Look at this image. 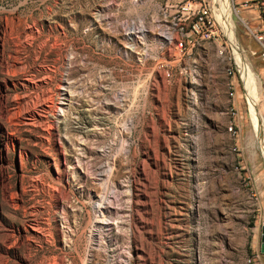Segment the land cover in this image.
I'll list each match as a JSON object with an SVG mask.
<instances>
[{
  "label": "rangeland",
  "instance_id": "1",
  "mask_svg": "<svg viewBox=\"0 0 264 264\" xmlns=\"http://www.w3.org/2000/svg\"><path fill=\"white\" fill-rule=\"evenodd\" d=\"M175 1L0 0V52L37 80L13 89L24 74L0 66V86L42 116L17 130L0 118L17 139L7 152L0 130V264H259L264 178L243 172H264V0L232 1L226 60L213 46L176 55ZM236 53L259 78L257 124ZM106 195L111 225L92 240Z\"/></svg>",
  "mask_w": 264,
  "mask_h": 264
},
{
  "label": "bare ground",
  "instance_id": "2",
  "mask_svg": "<svg viewBox=\"0 0 264 264\" xmlns=\"http://www.w3.org/2000/svg\"><path fill=\"white\" fill-rule=\"evenodd\" d=\"M219 4H221V6L224 8H222L224 10V13H226V18H225V25L226 26L224 27V29L226 30V33L229 34V37L230 39L232 40L233 37H234V27H233V24H232V20H231V17L229 18V11H231V0H218ZM219 12H220V5H219ZM36 25V24H35ZM10 27V26H9ZM132 32H131V39H135V37H137L138 35H140V33H143L145 30L143 27L139 26L138 27H135L133 29H131ZM13 32V31H12ZM12 34V33H11ZM15 34V33H14ZM24 34L26 35V37L28 36V34L30 36H33V32L32 30L28 33V31H25ZM144 34V33H143ZM165 39H167V43L169 44V42H171V35L168 34V33H165ZM36 37V36H35ZM5 38V37H4ZM17 38V37H16ZM32 38V37H31ZM138 38V37H137ZM30 42V38H26L25 40H22V42H19L21 45V48L23 49H26L27 48V45H29L28 43ZM57 43V42H56ZM233 43V42H232ZM45 46V45H43ZM42 48V47H41ZM19 49V48H18ZM236 55H238V59H239V62L241 63V66L240 68L243 69V75L245 77V79H247V90H248V94L250 96V99L252 100V108H253V115H254V118L256 120V124H257V118L255 117V114H256V94L258 92V75L253 72V70L251 69L250 66H248V64L246 65L245 63H243L242 61V57L240 56L239 53H236ZM10 57V56H9ZM21 60V59H20ZM19 63V62H18ZM10 63H7L5 60H4V56H3V51L0 52V66H1V70H6V74L7 76L9 75H15V74H19V73H23L24 74V77L22 78H19L15 81H13V89H15L16 87H21V89L25 92L28 91L29 89V86L30 84H34L36 86L37 84V80L35 81V76L34 75H28L26 74V67H22V64L19 63V66L17 65V62H14L13 65H10L11 68H10ZM24 66V65H23ZM32 71V70H31ZM3 72V71H2ZM47 72V71H46ZM4 73V72H3ZM29 73V72H28ZM34 73V72H33ZM36 73V72H35ZM42 81V80H41ZM36 82V83H35ZM260 85V84H259ZM39 86V85H38ZM61 87V85H60ZM9 90V89H8ZM7 92V86H5V88H2L0 86V118H5L4 120H6V122L8 123V125H10L12 128L14 127L15 128H18L20 125H25L27 127H36V126H41L40 124V121H41V115L39 114V112H37L36 110V106L37 104L35 105L36 108L32 107L29 108V107H26L24 105V102L25 99L24 97L25 96H22V95H17L15 97L12 98V106L10 105L8 107V94L6 93ZM9 92V91H8ZM49 94V93H48ZM50 97V96H49ZM48 98V97H47ZM46 98V99H47ZM45 99V98H44ZM43 99V100H44ZM46 103V100L44 101ZM50 102V101H49ZM37 103V102H36ZM42 104V103H40ZM39 105V103H38ZM28 106V105H27ZM41 106V105H40ZM52 106V105H51ZM36 109V110H35ZM46 113V112H45ZM51 126V125H49ZM258 126V125H257ZM52 127V126H51ZM11 128V129H12ZM10 129V130H11ZM0 130L2 131V133L4 135H6L8 141L6 143V150L8 152V150H10L11 148L14 149L15 148V143L17 142V139L14 138V132L13 133H10L8 131V127H6V130L5 128L0 124ZM17 130V129H15ZM17 132V131H16ZM50 133V132H49ZM41 137V136H40ZM19 139V138H18ZM46 139V138H45ZM42 140V139H41ZM3 157V156H2ZM106 169H104L103 171H101V173L99 174L100 176V181L102 183H105V184H108L111 182V179H110V176H111V166L109 165H105L104 166ZM2 170V169H1ZM134 171V170H133ZM132 171V172H133ZM60 179V178H59ZM129 182L131 184H133V180H129ZM135 182V181H134ZM7 184H8V180H7V177L2 175L0 176V185H2L3 187V195H4V199L7 200V202H10L9 199H8V191H7ZM108 189V188H107ZM108 193V192H107ZM111 193V192H109ZM107 196H104L102 198H99L98 201H97V205L95 206L97 211H98V214H99V218L97 221L94 222L93 224V227H92V235H91V239H95L97 235L100 236V234L103 233V231H106L108 230V226L111 225V222H110V218L106 215V210H105V202L107 201ZM17 197V196H16ZM96 203V202H95ZM94 207V208H95ZM108 211V210H107ZM109 212V211H108ZM133 222V225H132V228L133 229H136V221L132 220ZM34 229V228H33ZM38 229V227H37ZM36 230V229H34ZM110 230V229H109ZM133 232V231H132ZM136 232V231H135ZM138 232V231H137ZM135 235V234H133ZM14 236L12 233H8V236L6 237V241L3 242V245L6 249L8 248H11V247H8L9 245L8 242L10 240V238ZM103 239V238H102ZM15 246V245H14ZM3 258V257H2ZM1 258V259H2Z\"/></svg>",
  "mask_w": 264,
  "mask_h": 264
},
{
  "label": "built area",
  "instance_id": "3",
  "mask_svg": "<svg viewBox=\"0 0 264 264\" xmlns=\"http://www.w3.org/2000/svg\"><path fill=\"white\" fill-rule=\"evenodd\" d=\"M232 1L231 10L235 7ZM247 3L245 1V5ZM170 8L175 15V22L172 24L171 32L168 33L172 36L171 42L175 40L176 55L180 57L187 54L194 47L213 46L217 57L223 60L229 59L226 55L228 43L231 46V42L224 29L226 14L221 22L217 19L216 13L219 11L217 0H177L170 4ZM252 35L260 43L261 54L264 56V34L252 32ZM238 50L240 51L239 47ZM231 72L228 70V73ZM228 88L229 95L233 96L234 83H228ZM233 127L230 126V129Z\"/></svg>",
  "mask_w": 264,
  "mask_h": 264
},
{
  "label": "crops",
  "instance_id": "4",
  "mask_svg": "<svg viewBox=\"0 0 264 264\" xmlns=\"http://www.w3.org/2000/svg\"><path fill=\"white\" fill-rule=\"evenodd\" d=\"M245 1H247V0H245ZM263 120H264V114L259 111V119H258L259 131L261 130ZM254 134H255L254 138L256 140H258V144H260V141H262V139L260 138L259 134L256 131H254ZM260 170L262 171V169H258L255 167H251V168L247 167L246 172H243L244 176L247 175L248 178L250 179V183H251L252 187H258L259 185L262 184V181L264 178V172L263 171L261 172ZM262 200H264V198ZM260 235H261V231L254 233V235H253L254 236V246L252 248L254 250L256 249L258 236H259V240H260ZM255 257L259 261V264H264V253L260 252V245H259V253H256Z\"/></svg>",
  "mask_w": 264,
  "mask_h": 264
},
{
  "label": "water",
  "instance_id": "5",
  "mask_svg": "<svg viewBox=\"0 0 264 264\" xmlns=\"http://www.w3.org/2000/svg\"><path fill=\"white\" fill-rule=\"evenodd\" d=\"M260 252L264 253V224L261 225Z\"/></svg>",
  "mask_w": 264,
  "mask_h": 264
}]
</instances>
